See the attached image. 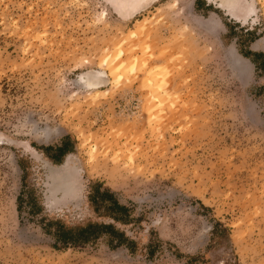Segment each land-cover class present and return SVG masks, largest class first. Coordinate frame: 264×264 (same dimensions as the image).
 I'll use <instances>...</instances> for the list:
<instances>
[{
  "label": "rangeland",
  "instance_id": "1",
  "mask_svg": "<svg viewBox=\"0 0 264 264\" xmlns=\"http://www.w3.org/2000/svg\"><path fill=\"white\" fill-rule=\"evenodd\" d=\"M104 1L0 0V264H264V74L242 55L264 54V0L241 22L209 0ZM141 23L152 37L137 41ZM130 36L172 78L165 106L139 68L106 76V51ZM67 139L71 202L50 194L55 150L32 146ZM94 184L128 225L95 213ZM57 222L113 224L135 245L56 247Z\"/></svg>",
  "mask_w": 264,
  "mask_h": 264
},
{
  "label": "bare ground",
  "instance_id": "2",
  "mask_svg": "<svg viewBox=\"0 0 264 264\" xmlns=\"http://www.w3.org/2000/svg\"><path fill=\"white\" fill-rule=\"evenodd\" d=\"M212 5L216 4L217 9L222 10L225 14L235 20L236 22H241L245 18L241 15L240 7L243 5L251 6L252 2L250 0H209ZM106 2L110 7H115L116 1L114 0H106ZM119 2V1H118ZM138 4L140 9L148 8L152 3H156V1H141V0H132L127 2L129 6ZM120 4V3H118ZM125 2V6H127ZM123 5V3H122ZM141 25V28L136 32H131L132 38L145 36L150 39L152 37V31L147 29L146 26ZM144 26V27H143ZM136 39V38H135ZM144 39V38H143ZM134 40V39H133ZM131 39V36L128 38H124L120 40V42L114 47L113 50L108 49L106 51V55L104 56L101 66L106 67L109 73L106 75L109 79L113 81H123L129 80V72L135 71L139 68L140 72L144 73V81L145 85L149 90L150 97L155 106L162 107L163 105L173 99L171 92L168 90V85L171 83L172 78L169 77L167 71H164L162 68L152 67L150 63L151 59L154 58V54H151L149 57H146L144 53L145 49H141L136 41L134 42ZM137 40V39H136ZM138 41V40H137ZM144 48V47H143ZM149 48V46H148ZM140 50V54H143V57L139 58L136 56ZM142 52V53H141ZM163 55V54H162ZM244 61H248L245 58H242ZM104 73L101 71L98 75L101 76ZM91 90H94L96 93L101 92L103 89L102 82H86ZM93 97L96 94H92ZM154 115L151 116L150 120L154 119ZM32 150V154L35 156L38 154L36 150L30 147ZM98 147L94 145L92 147V151L97 152ZM69 158L68 155L65 158V161L62 165L56 167H48L49 170V181L51 183L50 186V194L52 195H60L61 198L65 201H76L78 194V186L76 181L71 175V172L74 170L69 166ZM94 156L92 157V160ZM130 162H134L133 155L129 156ZM73 171H72V170Z\"/></svg>",
  "mask_w": 264,
  "mask_h": 264
},
{
  "label": "trees",
  "instance_id": "3",
  "mask_svg": "<svg viewBox=\"0 0 264 264\" xmlns=\"http://www.w3.org/2000/svg\"><path fill=\"white\" fill-rule=\"evenodd\" d=\"M199 2V1H198ZM211 10V9H210ZM228 26V25H227ZM232 28V27H231ZM251 43L255 42L254 34L250 33ZM243 57L251 61L257 68L259 72L264 74V54L251 55L249 53L242 54ZM263 59L262 62L257 59ZM70 139H67L59 147H48L40 148L36 145H32L37 151L46 154L48 157L50 150H55V155L51 157V160L55 165H62L64 159L69 154V150L73 147ZM88 199L95 211L99 216L111 219L114 223L128 225L129 209L122 205L115 194L110 190H104L102 185L94 184L92 187V192L89 193ZM21 208V204L19 205ZM205 210H209L204 208ZM56 224L60 225L57 232L55 233L56 247L58 244H61L64 248H76V247H85L91 243H95L104 237H108V245L112 249H118L121 247H127L130 249L133 248L135 243L130 240L122 231L118 230L113 224H90L85 227H76V228H66L62 226L61 223L57 222ZM221 228L224 234H227V229H225L221 224H216L214 227V234H217L218 229ZM49 233V231L46 229ZM151 250V247H149ZM152 254V251L150 252Z\"/></svg>",
  "mask_w": 264,
  "mask_h": 264
}]
</instances>
